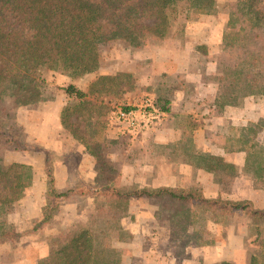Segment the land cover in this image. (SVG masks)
I'll list each match as a JSON object with an SVG mask.
<instances>
[{"label":"rangeland","instance_id":"obj_1","mask_svg":"<svg viewBox=\"0 0 264 264\" xmlns=\"http://www.w3.org/2000/svg\"><path fill=\"white\" fill-rule=\"evenodd\" d=\"M259 1L260 8L264 9V0ZM242 2L214 0L208 14L197 13L187 3H180L172 11L165 38H152L140 48L131 47L120 38L108 39L99 45V67L95 72L71 77L68 73L44 69L40 74L43 82L38 83L40 102L19 106L16 98L7 97L0 103L2 129L24 142L17 108H35L42 100L56 98L71 84L90 93L89 104L77 106L78 101L63 92L59 137L76 141L79 137L100 157L96 159L98 173L94 189L97 192L93 194L88 188L83 197H70L76 206H68L70 203L63 201L49 224L40 225L43 215L39 221L33 204L27 207L21 202L24 197L6 207L5 213L0 214L3 235L0 264H39L85 232L93 239L97 264H165L168 261V264H237L240 260L254 264V259L264 264V218L246 211L232 213L229 207L220 205L211 208L208 204L195 206L125 198L138 190H154L171 182L176 187L169 188L197 192L207 198L206 193L210 191L205 192L201 186L207 182L206 174L194 171L198 168L212 172L213 183L219 185L212 193L218 190L220 196L207 199L247 203L252 207V202L232 198L239 189L234 183L238 169L226 162V158L235 155L243 159L242 176L248 181V186L239 189L241 192L238 190L236 195L248 193L249 189L264 190V35L261 30L251 29L245 21L240 10ZM200 19L208 20L206 24L213 26L211 36L206 35L208 31L199 24ZM170 38L172 42L194 40L196 51L203 57L199 63L210 64L206 69L200 65L206 89L202 90L199 102L194 100L205 104L204 108L193 107L183 117L186 123L177 125L183 127V135L174 142L158 144L155 140H142L135 145L131 140L118 141L119 133L131 134L129 138L134 141L137 137L116 123L115 113L152 99L153 86H147L146 76L143 75V82L139 75L128 71L135 66L130 59H135L139 55L137 51L145 46ZM206 58L210 60L205 61ZM104 78L107 80L103 81ZM188 88L190 92L194 89ZM153 102L161 109L171 110L164 101ZM168 116L165 113L163 120ZM7 135L0 136V168L12 165L6 158L11 144ZM30 150L44 153L34 145ZM65 158L77 167L85 160L76 148L70 147L63 153L61 150L53 156L48 154L46 182L52 178L54 163ZM106 186L114 191L107 197L100 194ZM116 191L123 194L118 197ZM37 226L41 227L38 231L34 230ZM224 242L226 255L230 257L242 246V259L238 254L236 261H222L212 249Z\"/></svg>","mask_w":264,"mask_h":264},{"label":"trees","instance_id":"obj_2","mask_svg":"<svg viewBox=\"0 0 264 264\" xmlns=\"http://www.w3.org/2000/svg\"><path fill=\"white\" fill-rule=\"evenodd\" d=\"M259 2L243 0L240 10L250 28L261 30L264 35V9ZM180 3H187L200 14H208L214 6V0H0V103L7 97L16 98L19 106L40 102L39 84L43 82L40 74L44 69L68 73L71 77L95 72L99 67V45L108 39L120 38L131 47L140 48L152 38H165L172 11ZM64 91L70 99L78 101L77 106L89 104L90 93L75 85H69ZM162 110L169 111L168 108ZM2 124L0 122V136L8 134L10 150H26L17 137L2 129ZM78 141L91 156L100 159L90 144L79 137ZM33 178L32 167L28 165L15 163L0 168V214L5 213L9 204L24 197ZM104 188L100 194L105 197L114 192L110 186ZM90 189L93 194L97 192ZM86 190L57 193L50 188L40 225L52 221L62 201L70 194L82 196ZM116 192L118 197L123 194ZM125 198L128 201L167 200L195 206L208 204L211 208L220 205L229 207L232 213L246 211L264 218V210H256L247 203L211 201L197 192L169 187L142 189ZM39 229L41 227L37 226L34 230ZM2 237L0 234V239ZM95 259L93 239L85 232L39 264H97ZM255 260L254 264H258Z\"/></svg>","mask_w":264,"mask_h":264},{"label":"crops","instance_id":"obj_3","mask_svg":"<svg viewBox=\"0 0 264 264\" xmlns=\"http://www.w3.org/2000/svg\"><path fill=\"white\" fill-rule=\"evenodd\" d=\"M206 21L208 20L200 19L198 22L200 25H204V28L207 29L208 34L206 35L211 36L213 26L206 24ZM172 40L173 38H170V40H165L154 46H145L141 51H137L139 55H137L135 59H130L132 65L135 66L128 69L129 72L143 78V82L144 76H146L145 81H147V86H153L151 88V91L153 90V92H150V96L152 97L150 101L153 102L155 99L164 101L165 104L171 107V110L169 109L168 112H164L169 116L155 129L152 128L144 133L136 134V141H134L135 139L129 138L131 135L129 133L127 135L119 133L117 135L118 141L131 140L135 145L142 142V140H145L146 142L147 140H155L158 144L174 142L177 139H180L183 135V127L177 126L178 124L182 125L186 123V119L183 117H186L193 107L199 108L202 106V108H204L205 104L200 105L199 103L194 102H199L202 90L206 89L202 82L203 75H201L200 65L204 66L206 69L210 64L207 63L205 65L199 63L203 57L200 56V52L196 51L197 48L195 47V44L197 43H195L194 40L191 39L186 41V39H178V41L174 42H172ZM139 60L141 66H138ZM209 60L210 58L205 59V61ZM156 78L157 82L154 83ZM189 86H191L192 89L194 87L191 92L188 88ZM63 92L65 93L64 90ZM63 92L58 93L54 99L48 101L42 100L40 105L35 108L27 110L17 108V114L19 116L18 120L20 121V118L22 119L20 125L22 126V132L25 133L23 138L24 142L22 141V143L25 145L26 150L16 151L13 149L10 150V145L7 147L8 154L6 155V158L8 164L17 163L32 167L34 183L30 192L24 196L21 202L27 204V207H29V204H33L32 208H34L35 216L39 221L42 219L43 208L47 204V193L50 187L57 193H66L68 191L72 193V191L81 192V189L83 190L85 188H94L97 185L96 177L98 171L96 170V159L89 154L86 147L80 142L67 138L63 140L59 137L60 132H62L60 117L65 99ZM191 93L196 96L193 97ZM180 119L182 120L180 121ZM178 120L179 122H177ZM121 144L123 143H120L119 145ZM33 145L43 149L44 153L36 154V151H31L30 147ZM68 147L76 148L77 152L84 157V163L77 167L72 162L68 163L67 158L62 159L61 162L56 161L53 166L52 178L46 182V173L49 170V168L47 169L48 154L53 156L61 150L63 153V150ZM42 155L45 156L44 160H42ZM235 156L236 157L234 158L227 156L228 158H226V162L234 165L238 169V175L234 178L236 187L241 189L245 186L246 188L248 186V181L242 176V172L244 171V164H242L243 159L239 157L240 155ZM194 171H200L201 173L206 174L205 177L207 182L201 184L205 189V192L210 191V193H206V197H219L220 192L218 190L212 193V189H218L219 187V185L214 184L212 181L214 174L198 168H195ZM171 183L162 184L161 187H176L174 182ZM237 191L234 192L235 195H233L232 198L237 201L252 202V207L254 209L264 210V190L255 191L254 189H249L248 193L243 191V195H236ZM238 192L241 191L239 190ZM72 196L83 197L84 195L70 194L64 200L66 204L70 203L68 206L75 205L70 201V197ZM61 207L62 206L59 207V210ZM75 208L77 209V207ZM212 250L216 251L222 261H236L238 254V258L242 259L244 248L241 246L233 257L226 255V242ZM168 262L165 264H168ZM237 264L244 263L240 260Z\"/></svg>","mask_w":264,"mask_h":264},{"label":"built area","instance_id":"obj_4","mask_svg":"<svg viewBox=\"0 0 264 264\" xmlns=\"http://www.w3.org/2000/svg\"><path fill=\"white\" fill-rule=\"evenodd\" d=\"M127 109H119L114 117L116 123L123 125L133 135L151 130L163 120L165 114L156 103L150 100L143 105Z\"/></svg>","mask_w":264,"mask_h":264}]
</instances>
